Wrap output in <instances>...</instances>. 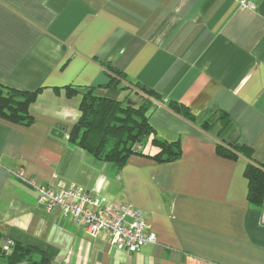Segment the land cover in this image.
Wrapping results in <instances>:
<instances>
[{
  "label": "crops",
  "instance_id": "obj_1",
  "mask_svg": "<svg viewBox=\"0 0 264 264\" xmlns=\"http://www.w3.org/2000/svg\"><path fill=\"white\" fill-rule=\"evenodd\" d=\"M109 71L124 77L116 88H104ZM0 85L36 92L31 125L0 119L5 239L44 251L49 264H264L262 207L248 201L247 160L216 152L218 142L243 145L264 165V0L254 10L237 0H0ZM90 90L132 107L149 102L155 136L178 141L180 157L131 155L117 168L71 142ZM214 112L224 127L217 116L207 120ZM56 127L63 137L51 135ZM144 151L156 152L149 141ZM28 181L130 204L156 242L129 254L105 235L92 239L46 211Z\"/></svg>",
  "mask_w": 264,
  "mask_h": 264
},
{
  "label": "trees",
  "instance_id": "obj_2",
  "mask_svg": "<svg viewBox=\"0 0 264 264\" xmlns=\"http://www.w3.org/2000/svg\"><path fill=\"white\" fill-rule=\"evenodd\" d=\"M109 81L106 89L116 88L124 77L114 71H109ZM151 98L160 101L161 97L154 92L146 91L135 85ZM36 92H24L0 85V119L13 125L27 127L31 125L29 105ZM167 107L177 115L194 122L195 118L183 106L168 102ZM152 105L144 102L138 107L124 105L121 101L108 98H97L92 90L83 95L79 110L80 118L69 133V140L91 154L94 158L121 168L131 155L145 156L158 162H172L180 157L181 150L178 141L166 142L155 136V129L150 122L149 111ZM217 116L223 127L227 120L214 112L207 120ZM206 121L202 128L209 125ZM155 148L154 154L144 151L145 142ZM139 147V148H138ZM216 152L226 158L242 156L247 160L244 171L248 182V201L253 207L263 206L264 195V165L252 160L251 150L239 144L217 143ZM6 239L0 232V257L7 264H49L46 253L40 249L13 242L10 250H3Z\"/></svg>",
  "mask_w": 264,
  "mask_h": 264
},
{
  "label": "built area",
  "instance_id": "obj_3",
  "mask_svg": "<svg viewBox=\"0 0 264 264\" xmlns=\"http://www.w3.org/2000/svg\"><path fill=\"white\" fill-rule=\"evenodd\" d=\"M259 1L237 0V5L254 10ZM27 183L38 193L39 203L46 211L57 210L62 218L92 239L105 235L116 250L134 254L156 242L143 212L130 204L107 205L99 195L75 185L52 188L34 181ZM261 224L264 226V204ZM12 245L13 242L6 239L3 250L8 252Z\"/></svg>",
  "mask_w": 264,
  "mask_h": 264
},
{
  "label": "water",
  "instance_id": "obj_4",
  "mask_svg": "<svg viewBox=\"0 0 264 264\" xmlns=\"http://www.w3.org/2000/svg\"><path fill=\"white\" fill-rule=\"evenodd\" d=\"M51 135L56 136L57 138L63 137V130L56 127L51 130Z\"/></svg>",
  "mask_w": 264,
  "mask_h": 264
}]
</instances>
